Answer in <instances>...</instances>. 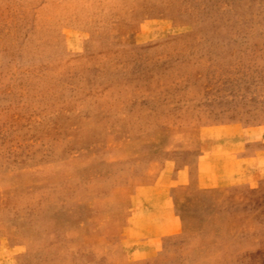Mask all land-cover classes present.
<instances>
[{
  "label": "rangeland",
  "instance_id": "374dc122",
  "mask_svg": "<svg viewBox=\"0 0 264 264\" xmlns=\"http://www.w3.org/2000/svg\"><path fill=\"white\" fill-rule=\"evenodd\" d=\"M185 125L229 183L118 255L86 204ZM0 264H264V0H0Z\"/></svg>",
  "mask_w": 264,
  "mask_h": 264
},
{
  "label": "crops",
  "instance_id": "0c3cea01",
  "mask_svg": "<svg viewBox=\"0 0 264 264\" xmlns=\"http://www.w3.org/2000/svg\"><path fill=\"white\" fill-rule=\"evenodd\" d=\"M174 128L181 135L179 140L141 147L132 142L126 155L115 160L132 161L136 169L121 183L113 184L108 194H97L86 204L88 214L82 224L99 233L109 232L113 239L109 244L118 255L128 254L127 247L130 254H145L154 240L180 230L182 210L188 200H198V190L229 183L221 176V160L214 157L218 148L214 135L219 129L198 125ZM170 129L162 126L160 132L168 134ZM108 160L105 157L101 162ZM105 200L113 201L107 205L114 208L107 211Z\"/></svg>",
  "mask_w": 264,
  "mask_h": 264
}]
</instances>
